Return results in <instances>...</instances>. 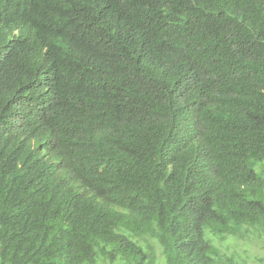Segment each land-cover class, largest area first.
<instances>
[{
	"label": "trees",
	"instance_id": "1",
	"mask_svg": "<svg viewBox=\"0 0 264 264\" xmlns=\"http://www.w3.org/2000/svg\"><path fill=\"white\" fill-rule=\"evenodd\" d=\"M10 12L0 264H249L264 0H0Z\"/></svg>",
	"mask_w": 264,
	"mask_h": 264
},
{
	"label": "rangeland",
	"instance_id": "2",
	"mask_svg": "<svg viewBox=\"0 0 264 264\" xmlns=\"http://www.w3.org/2000/svg\"><path fill=\"white\" fill-rule=\"evenodd\" d=\"M238 246L249 264H264V242L254 239L248 243H239Z\"/></svg>",
	"mask_w": 264,
	"mask_h": 264
},
{
	"label": "clouds",
	"instance_id": "3",
	"mask_svg": "<svg viewBox=\"0 0 264 264\" xmlns=\"http://www.w3.org/2000/svg\"><path fill=\"white\" fill-rule=\"evenodd\" d=\"M8 25H10L11 28L14 30V26L12 24V13L11 12L0 18V27H6Z\"/></svg>",
	"mask_w": 264,
	"mask_h": 264
}]
</instances>
